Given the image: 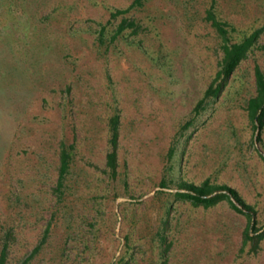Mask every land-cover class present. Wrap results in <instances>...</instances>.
Here are the masks:
<instances>
[{"label": "rangeland", "instance_id": "rangeland-1", "mask_svg": "<svg viewBox=\"0 0 264 264\" xmlns=\"http://www.w3.org/2000/svg\"><path fill=\"white\" fill-rule=\"evenodd\" d=\"M131 2L9 0L0 9V237L12 227L9 264L120 256L127 264H264V238L256 252L241 249L246 217L226 199L204 207L169 193L180 180L208 176L234 186L264 225V126L256 140L245 109L254 65L264 71V29L219 97L181 129L217 68L206 8L213 3L239 40L264 24V0H141L110 17ZM123 15L138 21V32L111 38ZM115 113L111 177L105 153ZM61 141L74 146L57 189Z\"/></svg>", "mask_w": 264, "mask_h": 264}, {"label": "trees", "instance_id": "trees-1", "mask_svg": "<svg viewBox=\"0 0 264 264\" xmlns=\"http://www.w3.org/2000/svg\"><path fill=\"white\" fill-rule=\"evenodd\" d=\"M9 0H0V9L7 6ZM140 4L141 0H132L126 7H116L110 11V17L115 18L120 14L128 11L134 4ZM8 6L13 9L15 5L8 4ZM205 19H207L210 25L215 29L218 36V51L219 55L217 58V68L210 79L209 83L205 87L203 94L198 98L193 106V116L187 119L182 125L181 129L187 128L193 123L196 115L200 114L211 100L219 97L221 92L227 86L229 79L239 65L242 59L247 57L250 51L255 46L258 39V35L262 29H264V24L248 34L244 35L239 40H232L229 35V29L227 27V22L219 18L214 11V4L211 3L205 10ZM140 24L138 21L129 16H122L120 20L116 23V26L111 34V38H115L117 35L122 33L127 28H130L132 33H137ZM106 26L100 23L98 29L97 39L99 42L104 41V30ZM254 75V93L251 94L247 100L245 109L253 125L254 131L256 132V140H261L260 133L264 126V71L256 63L253 67ZM108 148L105 153V171L111 177L117 174L118 166V136H119V114L115 113L109 117L108 120ZM74 146L72 142L66 144L65 142H60L59 149V167H58V177L56 188H60L63 183V177L68 169L69 160L71 158V149ZM175 145H171L168 149V156L174 153ZM264 159V155L260 154ZM160 186H166L165 178H161ZM178 189L174 192H169L174 198L189 200L193 205H202L208 207L210 205L216 204L222 199H226L227 202L236 211L243 213L246 217V225L242 230L241 238V249L248 245V250L250 252H256L260 246L261 240L264 238V225H258L256 220V208L254 204L246 201V199L241 195V193L234 187L225 182H213L210 177H205L199 183L193 181L180 180L178 181ZM183 188L184 190H180ZM169 205L167 206V212L169 210ZM167 227V219L163 220V227L158 231V235L161 241L160 244V255H164L169 242H166L164 235V229ZM48 226H46L42 238L38 244L35 245L32 251H36L41 246V243L45 241L47 236ZM12 227L8 226L0 237V264H9V251L10 244L13 236ZM30 255H28L25 260H27ZM109 264H127V260L123 256H120L117 260ZM157 264H166V259L162 258Z\"/></svg>", "mask_w": 264, "mask_h": 264}]
</instances>
